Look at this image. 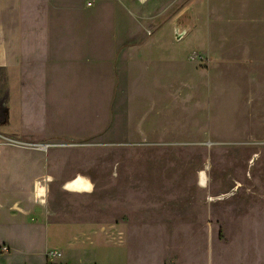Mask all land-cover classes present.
<instances>
[{"label":"crops","instance_id":"obj_1","mask_svg":"<svg viewBox=\"0 0 264 264\" xmlns=\"http://www.w3.org/2000/svg\"><path fill=\"white\" fill-rule=\"evenodd\" d=\"M88 2L0 0V133L33 143L11 145L0 139V205L30 218L19 221L30 233L43 228L55 233L59 222L51 217L58 215L61 232L56 233L131 231L132 154L184 149L163 145L175 138L182 95L212 89L213 73H231L219 50L204 40L211 70L205 82L194 80L198 71L188 60L190 52L180 51V42L190 38L177 34L180 10L165 19L173 23L171 34L157 32L165 21L150 30L180 0H170L153 15L133 0ZM182 62L188 67L182 68ZM181 69L187 72L182 82ZM254 145L246 148H254L255 154L264 151V145ZM232 166L238 191L245 192L215 202L203 197L198 208L208 231L220 223L233 232L228 213L237 217L252 210L264 222V162L257 169L263 174L261 183L242 180L238 164ZM70 183L78 188H68ZM102 186L111 191L104 215L74 213L68 199L65 205L50 196L52 187H61L80 200H93ZM191 218L196 226L197 219ZM136 220L144 223V217ZM97 225L99 229L90 230ZM174 264L198 263L189 259Z\"/></svg>","mask_w":264,"mask_h":264},{"label":"rangeland","instance_id":"obj_2","mask_svg":"<svg viewBox=\"0 0 264 264\" xmlns=\"http://www.w3.org/2000/svg\"><path fill=\"white\" fill-rule=\"evenodd\" d=\"M169 1L133 0L139 9L148 7V15ZM190 1L180 0L165 9L150 30L180 10L177 34L180 38L190 34L180 42V51L190 52L188 60L198 71L194 80L205 82L210 74V59L201 46L204 40L219 50L231 73H213L212 89H190L182 95L175 138L166 139L163 145L184 149L132 154L133 229L126 234H91L89 230L80 235L56 233L61 232L58 215L51 217L59 222L55 233L45 228L30 233L19 224L30 218L0 205V264H174L189 259L198 264H264V222L252 210L237 217L226 215L232 221L233 233L220 223L214 232L208 231L210 225L202 222L204 212L198 208L205 196L215 202L222 196L245 192L238 191L233 163L238 164L242 180L263 181L257 169L264 162V151L255 154L254 148L246 147L264 145V0ZM172 25L167 20L157 32L171 34ZM181 67L188 65L182 62ZM186 73L180 70L181 82ZM161 123L165 129L166 116ZM133 144L144 146L146 142ZM67 187L78 188L71 183ZM251 190L246 187V192ZM96 192V199L80 200L61 187H52L50 196L65 205L68 199V209L74 213L104 215L110 187H98ZM137 217H144L142 226L135 223ZM191 217L197 219L196 226L190 224ZM99 218L95 217L97 222ZM97 229L99 225L90 230ZM53 249L62 253L51 259L47 253Z\"/></svg>","mask_w":264,"mask_h":264},{"label":"built area","instance_id":"obj_3","mask_svg":"<svg viewBox=\"0 0 264 264\" xmlns=\"http://www.w3.org/2000/svg\"><path fill=\"white\" fill-rule=\"evenodd\" d=\"M88 3L91 4V1H89ZM0 139H1V141H4L5 143L11 144V145H33V143L28 142L24 139H20V138L13 137L10 135H6L3 133H0ZM61 253H62L61 250L53 249V250L48 251L47 256L51 259H54V258L60 256Z\"/></svg>","mask_w":264,"mask_h":264},{"label":"clouds","instance_id":"obj_4","mask_svg":"<svg viewBox=\"0 0 264 264\" xmlns=\"http://www.w3.org/2000/svg\"><path fill=\"white\" fill-rule=\"evenodd\" d=\"M89 183H90V188H89V191H91V187H94V186H91V182L89 181Z\"/></svg>","mask_w":264,"mask_h":264}]
</instances>
